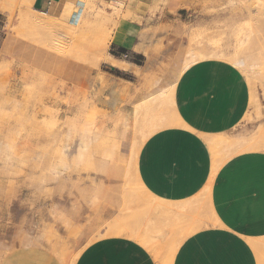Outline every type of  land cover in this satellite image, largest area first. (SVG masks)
<instances>
[{
	"label": "rangeland",
	"instance_id": "obj_1",
	"mask_svg": "<svg viewBox=\"0 0 264 264\" xmlns=\"http://www.w3.org/2000/svg\"><path fill=\"white\" fill-rule=\"evenodd\" d=\"M251 1L252 11L246 9L245 0H66L74 6L70 17L64 14L65 2L57 11L38 9L55 17L45 29L29 22L27 16L35 13L21 8L17 0L0 1V259L17 247L41 246L54 251L63 264H73L82 249L114 222L123 229L139 228L146 237L159 233L171 212L153 211L151 198L139 192L133 150L139 147L142 133L159 128L163 118L175 117L174 97L151 96L150 103L140 107L135 102L146 85L155 80L161 84L170 69L182 65V71L191 65L212 68L196 78L187 79L188 73H183L180 84L190 80L195 86L222 85L223 73H214L216 38H222L221 48L231 54L233 30L248 15L252 32L243 35H250L244 40L250 44L236 48L244 66L252 64L250 77L240 69L256 93L261 92L264 0ZM59 32L68 33V38L62 40ZM106 32L107 46L100 50V36ZM119 35L137 52L122 59L140 67L118 68L106 60L105 54L116 52L111 42ZM53 41L66 43L64 50L52 48ZM147 62L151 67L145 69ZM112 86L120 99L115 107L100 99L109 96ZM243 107L233 129L244 115ZM263 117L249 109L245 120L251 125L240 131L246 130L247 137L234 141L252 140ZM103 132L111 133L108 144L115 146L108 161L101 159L97 145ZM79 137L87 144L82 154L62 153L66 142L73 144ZM220 145L213 163L220 160ZM188 209L181 216L186 234L199 227L194 225L196 213ZM105 212L108 216L102 218ZM201 213V225L214 223ZM143 214L162 219L158 229L151 230L147 217L145 221L140 217ZM177 232L161 243L156 262L170 244L178 245L182 237Z\"/></svg>",
	"mask_w": 264,
	"mask_h": 264
},
{
	"label": "crops",
	"instance_id": "obj_2",
	"mask_svg": "<svg viewBox=\"0 0 264 264\" xmlns=\"http://www.w3.org/2000/svg\"><path fill=\"white\" fill-rule=\"evenodd\" d=\"M65 1L32 0L33 9L37 11H57ZM233 31L234 50L242 42L236 41L238 37H234L236 32ZM125 39L119 35L117 40L111 42L116 52L112 55L105 54L106 60L114 59L125 64L117 66L109 61L118 68H138L140 66L131 59H122L127 58L129 53H137ZM221 39L220 36L216 38V48L212 54L218 58L214 73L219 76L222 72L225 77L222 85L195 86L190 80L180 84L183 73H188L185 77L187 79L196 78V74L206 73L212 68H196L191 65L189 70L182 71V65L178 69H170L161 84L155 80L146 85L141 97L135 102L136 104L158 90L175 84L173 109L179 122L159 127L148 135L139 149L136 164L139 181L151 195H147L151 198L149 208L153 206V209L160 202L161 205L156 206L158 209L154 208L153 211L157 212L162 208L164 212H171L169 222L163 227H159L162 219L156 220L153 217V220L148 214L140 217H148L150 228L167 229V240L175 229L180 231L177 233L181 234L182 239L174 251L172 264H264V120L260 133L256 131L258 134H255V137L259 136L257 138L261 143L253 150H238L239 152H231L232 155L228 148L222 150L225 144L220 145L218 158L221 163L211 178L213 151L208 139L216 136L229 139L247 137L246 130L242 133L240 131L251 125L245 120L249 109H255L250 106L251 100L264 92L263 87L257 94L254 86L249 83L250 80H247L237 66L221 59L233 54L221 48ZM150 67L151 62L144 66L145 69ZM247 76L250 77V74ZM100 99L110 107H115L120 100L114 86L107 98ZM240 106L245 107L244 115L238 127L233 129L235 117L242 112ZM257 111L264 115V111ZM111 133L116 137V130ZM111 133L103 132L97 143L103 161L111 160L113 156L115 146L113 143L108 144L112 138ZM62 148L61 152L64 154L79 155L85 151L87 144L79 137L73 144L66 142ZM63 168L67 167L63 165ZM207 183L209 188L206 189ZM135 200L129 202L133 203ZM185 208H189V213H196L198 218L194 225H199L188 234L181 225V216L187 214ZM179 209L181 211H177ZM202 211L204 219L214 223L201 225ZM101 216L106 218L108 215L105 212ZM117 217L114 215L115 219ZM111 227H117L116 223L111 224L109 228ZM131 227L128 228L134 230V226ZM137 241L123 234L101 236L86 245L73 264H157L151 250ZM54 253L41 246L17 247L7 252L0 259V264H63Z\"/></svg>",
	"mask_w": 264,
	"mask_h": 264
},
{
	"label": "bare ground",
	"instance_id": "obj_3",
	"mask_svg": "<svg viewBox=\"0 0 264 264\" xmlns=\"http://www.w3.org/2000/svg\"><path fill=\"white\" fill-rule=\"evenodd\" d=\"M0 1H2V3H3V0H0ZM18 2H19V5L21 6V8H23V7H25L26 9L28 8L29 10H30V14L32 13V12H34L35 14L33 15V14H31L30 16H27V17H29L28 19H29V22H31V23H33L34 25H36V26H39V27H43L44 29L46 28V27H49V26H52L53 25V22H52V20H51V17L50 16H46L45 15V12H41V11H37V10H34L32 7H31V4H32V0H17ZM249 1H251V0H245V2L247 3V8L246 9H248L249 11L251 10L252 11V9H251V7H249V5H250V3H249ZM252 2V1H251ZM261 2H263V1H261ZM74 6L71 4V3H69V2H67L66 4H65V6H64V14L66 15H68L69 17L71 16V14L72 13H75L74 11H72L71 12V10H72V8H73ZM78 8H79V6H78ZM255 9V8H254ZM75 10V9H74ZM32 11V12H31ZM76 11H77V9H76ZM115 11V10H114ZM111 12V11H110ZM105 13V12H104ZM63 14V13H62ZM65 17V16H64ZM55 18V17H54ZM53 17H52V19L53 20H55ZM57 19V18H56ZM242 26H239L238 24V26L237 27H235V32H236V35H234V37H238L237 39H236V41H240V42H244V43H246V45L247 44H250L249 42H247V40L246 41H244L245 39H249V36L250 35H246V36H244L243 34L244 33H248L249 32V34L252 32V29H251V24H252V21H251V17L248 15V18L246 19V20H244L243 22H239ZM33 25V26H34ZM27 26V25H26ZM13 27V26H12ZM28 27V26H27ZM29 28V27H28ZM34 28V27H33ZM108 28V27H107ZM106 28V29H107ZM111 29V28H110ZM13 30V29H12ZM30 30V29H29ZM110 31V30H109ZM194 31V30H193ZM194 32H196V31H194ZM200 33H201V31H199ZM246 33V34H247ZM110 34V33H109ZM198 34V33H197ZM59 35L61 36V39L62 40H64V39H67L68 38V33H66V32H59ZM192 35V34H191ZM190 35V36H191ZM203 35V34H202ZM104 36V37H103ZM103 36H100V39L102 40V42L101 41H98V42H101V43H99V45H101V46H98V44H97V46L99 47V49L101 50V49H106V46H107V40H108V36H107V32L104 34L103 33ZM189 36V37H190ZM195 36H196V34H195ZM103 37V38H102ZM205 37H206V35H205ZM191 38V37H190ZM198 38V37H197ZM196 38V39H197ZM210 38V37H209ZM67 41V40H66ZM97 42V43H98ZM251 42V41H250ZM66 43H64V45H65ZM95 44H96V42H95ZM64 45H62L61 43H56V42H52V48H54L55 50H57V51H59V50H61V49H63V48H65L64 47ZM66 46V45H65ZM96 46V47H97ZM64 50V49H63ZM192 50V49H191ZM239 49H237V48H235L234 50H233V54H231V55H229V56H224V57H221V59H223V60H225V61H227V62H230V63H232V64H234L235 66H237L239 69H240V67H242V69L246 72V74L248 73V70L249 69H251V66H252V64L251 65H246V66H244V64H245V61H244V59H242V58H240L239 56H238V54H239ZM217 53H218V51H217ZM216 53V54H217ZM100 54V53H99ZM192 54V53H191ZM215 56V55H214ZM107 57V56H106ZM198 57H199V55H198ZM197 57V58H198ZM85 61H86V59H85ZM113 65H117V66H125V64L124 63H121V62H118L117 60H114V59H110L109 60ZM233 65V66H234ZM94 66H95V64H94ZM189 67L187 66V67H185L184 68V70H187ZM234 68V67H233ZM242 69H240L242 72H243V70ZM189 70V69H188ZM260 70H262L261 68H260ZM263 71V70H262ZM261 71V72H262ZM258 72H260L259 70H258ZM256 74V73H255ZM174 88H175V84H171V85H169V86H166V87H164V88H162V89H160V90H158L156 93H154V94H152L151 96H157V97H159V98H164V97H166V96H171V98L173 99V97L174 96H172V95H174ZM151 96H149V97H147L146 99H144V100H142V101H139L138 103H136V105L138 106V107H140V106H142V105H147L148 103H150V98H151ZM250 106H252V107H254L255 109H257V110H262V111H264V92L262 93V95H260V96H257L256 98H254L253 100H251V103H250ZM156 118H158V117H161L160 115H156L155 116ZM263 120L264 119H262L258 124H260L259 125V127H258V133H260V131H261V128H262V123H263ZM179 121H178V119H177V117L175 116L171 121H169L168 119H165V118H163V120L160 122H158L157 123V127H160V126H169V125H174V124H177ZM156 129V128H155ZM147 130V129H146ZM146 132V131H145ZM153 132V130H151L150 132H148V134H146V135H142L141 136V140H140V145H139V147L138 148H135L134 146V163H136L137 164V155H138V152H139V149H140V147H141V145H142V143H143V141L145 140V138L148 136V135H150L151 133ZM147 133V132H146ZM258 133H256V135L258 134ZM217 138L216 139H214V140H211V138L210 139H208V141H209V145H210V147H211V149L212 150H214V152L213 153H215L216 152V150H217V145L218 144H221V143H224L225 145H226V147L229 149V150H231V151H229V152H235V151H238V150H242L243 151V149H252V148H255V147H257L258 146V144H260L261 142H259L260 141V139L259 138H257V137H259V136H257V137H255V135L253 136V139L252 140H250V139H247L246 141H238V140H235L234 141V139H236V137H234V138H228V137H223V136H216ZM263 143V142H262ZM137 145V144H136ZM253 150V149H252ZM241 151V152H242ZM229 152H227V153H229ZM239 152V151H238ZM232 153H230V154H232ZM215 155H216V153H215ZM227 155V154H226ZM233 155V154H232ZM214 156V155H213ZM213 159V158H212ZM220 163H221V160H219L218 161V159H215L214 160V163H213V169H212V172H211V178L214 176V174H215V172H216V170H217V168L219 167V165H220ZM211 178H210V180H211ZM210 180H209V182H210ZM141 181H139V177H138V175H137V173H136V183H137V187H138V190H139V192L142 194V195H150V193L145 189V187L140 183ZM207 188H209V183H207V186H206V189ZM151 196V195H150ZM150 202V201H149ZM157 202V201H156ZM151 204H153V203H151ZM157 205L156 206H159V205H161L160 204V202L159 203H156ZM159 204V205H158ZM156 206H154V208H156ZM153 207V206H152ZM151 207V208H152ZM182 208H184V207H182ZM182 208H181V210H182ZM158 209V208H157ZM171 209V208H170ZM172 209L174 210V208L172 207ZM160 210V209H159ZM180 209L179 210H177V211H181ZM185 210H187V208H185ZM168 211H170V210H168ZM174 211H176V210H174ZM183 211V210H182ZM172 213L174 214V212L172 211ZM176 213V212H175ZM146 215V214H145ZM149 215V214H148ZM185 215V214H184ZM150 219V218H149ZM147 220H148V217H147ZM141 224V223H140ZM151 224V223H150ZM145 229H146V225H145ZM151 229H153V228H151ZM154 230V229H153ZM147 231V230H146ZM145 231V232H146ZM191 232V231H190ZM103 234L101 235V233H100V235H97V236H107V235H114V234H123V235H128L129 237H133V238H135L136 240H138V242H141L142 244H144L145 246H147L150 250H151V252H152V254H153V256H154V258H155V260L157 261V259H158V257H159V253H161V251L160 250H158L159 248L161 249V243L162 242H164L165 240H167V236H168V230L166 229V230H160L159 231V233L158 234H153L152 232H150V233H148L147 235H148V237H146V235L144 236L143 235V232H141V231H139L137 228L135 229V230H130L129 228H127V229H123V228H121L120 226L118 227H111V228H108V229H106L105 230V232H102ZM147 233V232H146ZM145 234V233H144ZM154 239L156 240V243L154 242ZM179 244V243H178ZM171 246H168V248H169V251H167V252H165L164 253V258H162V260H160V262H157V264H172V258H173V254H174V251H175V249L177 248V246H176V244H170ZM149 250V251H150ZM158 251H160V252H158ZM73 255V254H72ZM75 260V259H74Z\"/></svg>",
	"mask_w": 264,
	"mask_h": 264
}]
</instances>
